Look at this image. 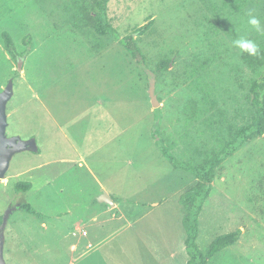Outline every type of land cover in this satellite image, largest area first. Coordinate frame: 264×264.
I'll return each instance as SVG.
<instances>
[{
    "label": "rangeland",
    "instance_id": "1",
    "mask_svg": "<svg viewBox=\"0 0 264 264\" xmlns=\"http://www.w3.org/2000/svg\"><path fill=\"white\" fill-rule=\"evenodd\" d=\"M93 1L0 0V31L25 53L14 59L0 33V91L14 83L7 134L35 137L39 146L16 153L0 179L1 223L11 210L6 262L188 264L180 198L198 179L174 166L156 138L180 163L198 165L252 121L250 84L258 74L232 40L246 37L264 51V33L247 24L249 12L264 24V0L241 7L231 0H110L111 23L122 35L154 21L138 38L147 67L95 31ZM163 59L170 64L159 71ZM18 181L32 187L19 192ZM104 190L119 198V209L99 204ZM239 228L240 240L209 264H264V135L217 169L198 244L206 250Z\"/></svg>",
    "mask_w": 264,
    "mask_h": 264
},
{
    "label": "trees",
    "instance_id": "2",
    "mask_svg": "<svg viewBox=\"0 0 264 264\" xmlns=\"http://www.w3.org/2000/svg\"><path fill=\"white\" fill-rule=\"evenodd\" d=\"M109 1L110 0H95L90 3L93 13L91 18H93L94 21L95 31L103 36H113L129 50L134 58L147 67V57L139 44L138 38L153 26L154 21L150 18V21L135 28L130 34L122 35L111 23V18L108 14ZM231 2L236 4L237 7H241L243 4V0H231ZM2 36L6 49L14 59H18L20 56L22 57L25 55V53L18 51L16 43L8 30L3 31ZM245 58L247 62L257 70L256 72L258 74L250 84V94L253 98V102L257 106L255 115H253L250 123L238 128L229 139L225 140L218 150L198 165L180 163L170 152L169 148L164 146L160 142L161 140L156 138V142L158 145L160 143V148L164 156H166L174 166L177 167L182 165L184 168L193 172L198 179L196 185L184 192L180 198V202L186 209L183 217V226L186 231L185 245L189 255L187 261L188 264H209L211 258L223 249L235 245L242 235V229L240 228L220 234L214 238L206 250L201 249L198 244V238L200 235V215L203 211L206 200L213 190V182L215 180L217 169L249 139L255 136L264 135V51L260 50L257 56L247 55ZM169 64V59L161 60L159 62V71L167 69ZM156 74L158 75V73ZM156 120L157 117L155 121ZM158 127L159 126H157V128L155 127L153 130L154 136L158 135ZM31 187L32 182L30 181H18L15 184V188L19 192H26L30 190ZM114 199L116 201L119 200L117 197H114ZM17 208L38 214L36 209H34L30 203H21Z\"/></svg>",
    "mask_w": 264,
    "mask_h": 264
},
{
    "label": "water",
    "instance_id": "3",
    "mask_svg": "<svg viewBox=\"0 0 264 264\" xmlns=\"http://www.w3.org/2000/svg\"><path fill=\"white\" fill-rule=\"evenodd\" d=\"M19 69H22V62L19 64ZM152 104L155 108L160 106V99L156 93V79L151 82L149 90ZM14 95V83L11 80L9 84L0 91V179L6 177V174L10 168L11 160L13 156L21 151H38L39 146L35 137L24 139L19 135L9 136L7 134L8 127V112L7 105L10 99ZM99 201L105 202L111 205L115 204L114 199L108 192H104ZM11 210L7 213L6 218L0 225V264H7L4 256V231L8 223V216Z\"/></svg>",
    "mask_w": 264,
    "mask_h": 264
},
{
    "label": "clouds",
    "instance_id": "4",
    "mask_svg": "<svg viewBox=\"0 0 264 264\" xmlns=\"http://www.w3.org/2000/svg\"><path fill=\"white\" fill-rule=\"evenodd\" d=\"M247 24L257 33H264V24H262L261 20L251 12L248 14ZM232 46L238 49L240 54L246 53L250 56H257L260 52L257 42L243 36H238L237 38L233 39Z\"/></svg>",
    "mask_w": 264,
    "mask_h": 264
},
{
    "label": "crops",
    "instance_id": "5",
    "mask_svg": "<svg viewBox=\"0 0 264 264\" xmlns=\"http://www.w3.org/2000/svg\"><path fill=\"white\" fill-rule=\"evenodd\" d=\"M26 1H27V0H26ZM5 2H7V0H5ZM0 13H2V10H0ZM6 13H8V14H12L13 11H12L11 9H9V11H8V12L6 11ZM6 13H3V14L6 15ZM2 18H3V17H2ZM2 18H0V21L3 20ZM1 22H2V21H1ZM4 31H5V30H4ZM0 33L2 34L3 31H0ZM87 156H88V155H85V156L83 155V156L81 157L82 160L84 159L83 161H84V164H85V165H86V164L88 163V161H89ZM60 160H61V159H60ZM62 160H67V158H62ZM80 165H82L81 162H80ZM89 170H90V168H89ZM90 172H91V173H94L93 170H92V171L90 170ZM102 187L105 188L104 186H102ZM104 192H105V190H104ZM104 192H103V193H104ZM106 192H108V191L106 190ZM103 193H102V194H103ZM108 193L110 194V192H108ZM102 194H100V196H101ZM110 195L112 196V194H110ZM114 197H115V196H112L113 199H114ZM114 201H115V204H114L113 206H117L116 208L119 209V208H120V201H119V200L116 201L115 199H114ZM102 203H105V202H101V203H99V204H102ZM107 204H108V203H107ZM110 205H111V204H110ZM114 208H115V207H114ZM89 244H90V247L93 246L92 243H89ZM77 247H78V246H77V244H75V243H73V244L71 245V249H72V250H76Z\"/></svg>",
    "mask_w": 264,
    "mask_h": 264
}]
</instances>
